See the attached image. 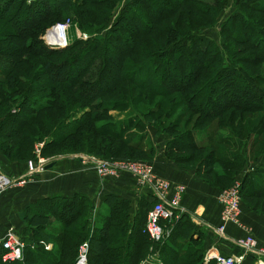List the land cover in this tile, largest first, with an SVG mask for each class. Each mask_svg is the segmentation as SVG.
I'll use <instances>...</instances> for the list:
<instances>
[{
    "label": "rangeland",
    "instance_id": "rangeland-1",
    "mask_svg": "<svg viewBox=\"0 0 264 264\" xmlns=\"http://www.w3.org/2000/svg\"><path fill=\"white\" fill-rule=\"evenodd\" d=\"M167 1L173 5L172 13L166 19L155 24L157 29L155 32L139 37H131V34L128 35L125 30L124 34L117 32L101 40L94 41V39H91L95 37V32H100L101 29L108 25L110 21L108 20L110 19L109 16L114 13L116 14L119 8L117 6L119 0H114L113 3L110 0L107 4L103 5L87 2L79 6L67 5V0H58L57 6L51 11L43 12L41 7H38L32 14H28L26 11L20 12L11 20L12 24L8 21L1 20L0 50H6L5 55L8 52L12 53L14 59L12 61L11 57H8L11 54L6 55L7 58L5 60L0 57V68H4L7 72L4 69L3 72L0 71V80L5 81L6 79V83H8V79L11 78V82L13 83V86L10 88L8 85H5L6 83L3 84V93L0 95L1 111L5 110L3 107H7L6 110L9 112V115L6 114L7 112H0V115L4 114L0 116V119L5 116L4 121L1 122L5 139L0 140V156L9 161L25 163L27 167H29L30 162L34 163L38 161L37 156L42 157L46 162L57 156L63 157L71 154L86 159L85 163L91 162L92 165L99 159L110 162H124L127 160L149 161L152 159L155 148L153 145L151 148L149 147L151 144L149 132L148 129L144 130L145 121L147 120L149 127L153 126L155 133L159 135L161 141L165 142L164 156L173 160L177 165L192 170L218 190L229 187L235 181H241L240 210L241 205L245 204L248 213L252 214L251 212L253 211L264 216V194L259 191L264 187V174L259 170V168L264 166V105H259L258 107L252 106L251 111L247 109L246 111L239 110L238 108L240 107L238 106L228 105L224 111L217 113L216 116H201L196 111L198 109L192 107L186 101L187 93L186 90L182 89H186V86H184L186 81H179L175 78L181 77L182 79H186L185 74L182 73L184 76L182 77L179 76L181 73L173 70L170 74L173 76L172 85L175 87L181 82V89L171 90L173 87L168 85L167 89H162L164 91L162 94H166L162 96L159 95L162 92L161 90H157L160 91L157 94L150 90H156L154 86L149 85L150 89H148V84L143 79L146 73V81L153 82L154 79L157 80L160 78L157 77L158 74L151 76L148 70L142 71L141 69H135L139 63L148 60L147 57L149 55L147 51H161L170 41H175L174 38L171 39L168 37L167 32L164 34L163 31H166L168 27L174 28L175 33L180 35L185 31L191 34L198 29V31H203L205 34L212 36L217 43L221 44L222 38L219 35V28H209L210 30L207 31L206 27L216 22L215 19L222 12L220 19L223 20V27L226 26V32H228L226 36L229 40L228 44H231L232 56H230V60L235 59L244 64L252 76L255 77L258 86L264 90V79H257L258 75H264V60L260 61V59L255 58L257 55L264 58V49L260 50V54H257L249 47L235 42L230 43V38L233 35L236 34L239 38H243L244 35L241 28H236L233 31H229L228 29L231 18L233 19L237 16L245 17L246 15L255 18L260 26L264 28V14L249 10L246 5L243 6L241 4L240 8V4L237 2L235 5L237 7L239 6L236 11L237 13L233 12L232 17L225 19L233 11L232 5L230 4L228 6L229 0H218L217 7H214L217 0ZM259 3H262V1L259 0ZM50 4H52V0H50ZM13 8L14 6L11 4V0H0V16H3L10 9L13 10ZM158 10L159 8L155 10V14ZM119 16L117 20L123 16L122 13ZM123 20H125L124 17ZM56 25L61 26H57L53 30V33H57L62 26L66 28V45L75 38H81L78 37L80 33L86 34V37L81 39L88 38L90 34L91 38L85 41H78V43L73 44L69 48L67 46L50 48V46H58L49 45L48 48L53 49V51L47 52L39 42L41 41L44 44L45 34ZM113 27H117V29H131L132 23L126 19L125 21L113 24ZM8 28L15 32V37L10 38L2 34V31ZM171 35L174 36L175 34ZM95 42L98 43L96 44ZM136 42L137 46L140 45L139 49L135 44ZM183 42L185 41L183 40ZM209 44V42L202 41L204 50H208L206 56L195 44L188 48V51H191V54L194 56L190 57L189 55H185L183 53L186 52L183 51L178 57L179 61L175 60V62L179 64L180 69L183 67V70L187 73L189 62L193 63V67H196V65L213 56V51L211 50L213 46H209ZM87 46H91L92 50L88 51V53L83 52ZM258 47L255 49L258 50ZM26 50L29 52L25 54L20 52ZM131 50L132 52H130ZM90 52H92L91 55ZM76 53L78 54V58L75 65L70 67L69 70L67 69V73H64L62 70V76H59L61 79L62 77L70 76V85L67 87L70 90L67 91L63 88L55 87L57 86L56 84L52 85L51 75H54V72L49 69L54 66H59V69H62L64 63L70 62L72 56ZM101 54L110 55V58L107 57V64L103 69L102 67L99 69L98 63H94L95 59L91 61ZM19 55L20 57L18 58ZM4 61H10L12 65L8 66L9 63ZM219 61H221L219 58L217 59L213 56L211 65L199 73L198 82L204 85H194L196 88L195 92L197 88L209 87L208 83L212 77L216 75V77L222 76L217 74ZM48 64H51V67L47 70ZM116 70H118V73L120 71L122 79L117 78ZM188 76H191V74ZM203 81L205 82L202 83ZM11 82H9V85ZM205 93L206 90L203 89L200 92V96ZM4 94L8 96L6 99ZM27 96L29 97L28 103L30 105L32 104L26 107L25 110L27 112L29 108L33 110V108H36L41 103L44 104V108L40 111L39 117L28 127H25L19 133H12L10 135L9 130L13 126L12 122L24 110V98ZM208 99L211 100L209 97ZM196 101L197 99H194L193 103L196 104ZM233 103V101L231 103L228 102V104ZM219 104V100L213 102L206 101L203 109L213 110L215 112L220 107ZM133 112L140 114H136L133 117ZM88 113L90 116H94V121L90 120V118L87 119L74 133H70L65 138L56 141V126L60 125L62 121L68 123L70 116H79L85 119ZM119 120H125V124L121 129L122 132H128L132 139L135 138L133 140H136V137L139 136L140 146L144 149L125 146L119 139L100 134L96 130L99 125H111V121ZM136 124H140L142 127L136 128ZM186 129H206L208 134L207 138L206 136L205 138L209 140L208 142H212L214 146L212 148H196L195 146L194 149H191L181 147L183 143L178 141L179 143L177 144H179V147H177V144L172 142L171 138H174L179 132L185 131ZM231 129L232 132L229 131ZM101 131H104V129ZM230 136H234V138ZM52 138L55 140V143L46 145L45 140H51ZM189 138H191L190 135ZM198 139L200 140V136H198ZM234 139L240 142V144L233 146ZM41 144L42 146H40ZM215 146H219L223 150L235 154L237 156L236 161L230 165L221 160H217V158L215 159L212 155V152L215 154V149H213ZM26 151L29 152V154L27 153L28 155L25 154ZM222 153L219 152L218 154L222 155ZM39 170H42V168L37 171ZM32 176L33 173L24 183L15 185L12 188L25 185L31 178L33 179ZM247 178L248 180H246ZM245 182H248V186L246 183V188L244 187ZM5 190L0 193V196ZM41 205L36 208L42 211L47 204L44 203ZM106 207L108 205H103L99 209L100 211L98 210L97 217H94L97 212L92 216V225H99L101 223L100 215L106 213ZM240 214L241 211H239V217ZM21 215L22 213H20V218ZM27 215H31V212H27ZM49 222V227L51 228L52 226H59L58 222L54 219L49 220ZM84 223L85 220L81 212L74 220H69V224L64 229L67 231L70 230L71 233L76 235V230H84ZM170 223L171 221L167 225H171ZM10 226H13L23 235V230L20 231L15 224H10L3 230L0 228V237L4 235L5 230ZM25 226L24 223V229ZM27 230L37 236L38 230L43 229L35 226L27 227ZM46 231L49 232L50 229ZM198 234L199 231H195L194 235L198 236ZM74 235L71 236V241L75 240ZM83 237H85L84 233ZM75 243L74 246L77 248L76 253L79 257L81 247L87 241L77 240ZM152 243L154 248L155 244L154 242ZM156 244L159 245L160 242ZM193 245L196 247V244ZM51 247V242L44 243L45 250H50ZM198 247L201 250L200 244H198ZM84 248H86L87 253V247ZM24 250L25 247L21 249L22 256L24 255ZM200 250L199 252H201ZM1 252L2 250H0V263H11V260L4 261L2 259ZM145 264L151 263L145 262Z\"/></svg>",
    "mask_w": 264,
    "mask_h": 264
},
{
    "label": "trees",
    "instance_id": "trees-1",
    "mask_svg": "<svg viewBox=\"0 0 264 264\" xmlns=\"http://www.w3.org/2000/svg\"><path fill=\"white\" fill-rule=\"evenodd\" d=\"M57 1L58 0H52V4H50V0H30L28 2L27 0H11V4L14 6L13 10L10 9L3 16H0V21H8L12 24L11 20L14 19L20 12L26 11L28 14H32L38 7H41L43 12L51 11L55 6H57ZM109 1L110 0H67V5L72 4L79 6L87 2H93L97 5H103L107 4ZM113 1L114 0H111L112 3ZM122 2L123 5L120 6ZM237 2H239L240 8L242 4L243 6L246 5L249 10L261 12L264 14L263 2L259 3L258 0H229L228 6L231 4L233 11H231L225 19L232 17V13H235L237 11V8L239 7L235 6ZM117 6L119 8L117 9L118 11L116 12V14L114 13L109 16L110 19L108 20L110 21L108 22V25L105 28L101 29L100 32H95L94 38H91V34L86 39L75 38L65 46L69 48L73 44L78 43V41H85L89 38L94 39V41L101 40L102 38H107L117 32L120 34H124L125 30L128 35L131 34V37H139L149 33H153L155 32V30H157L155 24L157 22H160L161 20L166 19L168 15L172 13L173 8L171 2H168L167 0H119ZM217 6L218 0L215 3L214 7ZM155 8H159V10L156 11V14ZM121 13L123 16L119 20H117L120 17L119 15ZM221 13L215 19L216 22L206 27L212 28L216 26V24H220L219 35L220 38H222L221 44L217 43L211 36L205 34L203 31H198V29L195 32L193 31L191 34H188V32L185 31L184 33H182V35L175 33L174 28L168 27L166 31H163L164 34L165 32H167L166 34H168V37L171 39L174 38L175 41H170V43L161 51H147L149 55L147 57L148 60H144L135 67L136 70H148L151 76H155L156 74H158L157 77H160L157 80L154 79L153 82H147L145 79V73L143 79L145 80V83L148 84V89H150L149 85L154 86L156 90H150L155 94H157V92H160L157 90L162 91V89H167L168 85L173 87L171 90H180V85L182 86L181 82H179L175 87L172 85L173 76L170 74L174 70L181 73L179 76L184 77L183 74L186 75V79H182L181 77L175 78L179 81H186L184 83L186 89L182 88L183 90H186L187 93L186 101L192 107L198 109L196 111L198 114L200 113L199 115L201 116H216L217 113H221L222 111H224L228 105L234 107L238 106L240 107L238 108L239 110L245 111L246 109L248 111H251L252 106L258 107L259 105H264V90L258 86L257 82L255 81V77L252 76V74L244 64L236 61L235 59L230 60V56H232L231 44H228L229 40L226 37L228 35V32H226V26L223 27V20L220 19ZM123 17L125 18V20L127 19L130 21V23H132V28H112L113 24L120 21H125L123 20ZM121 26L123 27V25ZM236 28H241V30H243L242 32L244 37L239 38L238 35L235 34L230 38V43L235 42L237 44L244 45L251 48L254 53L260 54V50L264 49V28L260 26L257 20L250 15H246L245 17L237 16L233 19L231 18V23L229 22L228 29L229 31H233ZM2 32V34H5V36L7 37H15V32L10 28H8L7 30H3ZM171 34L175 35L173 36ZM183 40L185 42H183ZM202 41L209 42V46H213V49H211L213 51V56L221 60L218 62L219 68L217 69V74L222 76L216 77V75L215 77H212L208 83L209 87H203L199 89L197 88L195 92L196 88L194 85L201 84L198 82L199 73L211 65L213 56L209 57L199 65H196V67L194 66L195 68L193 67V63L189 62V69L187 70V73L185 72V70H183V67L182 69L179 68V64H177L175 60L179 61L178 57L183 53V51L186 52L183 53L185 55H189L190 57L194 56L193 54H191V51H188V48L195 44L197 45V48L205 53L206 56L208 50H204ZM39 43L47 52L53 51V49L51 50L50 48H60L52 46L48 48V44L44 43V45L41 41ZM95 43L97 44L98 42ZM135 44L137 46V42ZM257 46H259L258 50L255 49ZM137 47L139 49L140 45H138ZM90 50H92V47L87 46L83 50V52L88 53V51ZM5 51L0 50V57L5 60L7 58L6 55L11 54V56L8 57H11L13 61L14 55H12V53L10 52L5 55ZM20 52L25 54L29 51L26 50ZM130 52H132V50ZM77 53L72 56L70 62L64 63L62 69H59V66H54L53 68L49 69L51 67V64H48L49 66H47V70L49 69L53 71L55 75H51L52 85L56 84L57 86L55 87H60L67 91L70 90V88H67L70 85V76L68 75V78L66 76L65 78L62 77V79L59 76H62V70L64 71V73H67L70 67L75 65L78 58ZM91 54L92 52H90V55ZM171 55L172 57H170ZM19 57L20 55L18 56V58ZM107 57L110 58V55L101 54L98 57L93 58L91 61L95 59L94 63H98L99 69L100 67H102L103 69L107 64ZM255 58L260 59V61L264 60V58L260 55H257ZM4 62L9 63L8 66L12 65L10 61ZM3 69L4 68H0V71L3 72ZM130 73L132 72L130 71ZM190 74L191 76H188ZM116 75L117 78L119 77L120 79H122L120 71L118 73V70H116ZM261 78L264 79V75H258L257 79L261 80ZM9 82H11V78L8 79V83H6V79L5 81L0 80V95L3 93V84L6 83L5 85H8L9 88L13 86V83L11 82V84L9 85ZM204 82L205 81H203L202 83ZM203 89L206 90V93L200 96V92ZM162 93H164V91H162L159 95H166H163ZM4 97L6 99L8 96L4 94ZM208 97L211 98V100H209ZM28 99V96L24 98V110L21 111L20 116L15 117L14 122H12L13 126L9 130L10 135H12V133H19L25 127H28L33 121H35V119H37V117H39L40 111L44 108V104L41 103L36 108H33V110L29 108V111L27 112L25 110L26 107L32 105L28 103ZM194 99H197L196 104L193 103ZM217 100L220 101V107L217 108L215 112H213V110L203 109L206 101L213 102ZM232 101L234 102L233 104H228V102L231 103ZM1 108L2 106H0V112H7V107H3V109H5L4 111H1ZM8 113L9 112H7L6 114ZM133 113V117L136 116V114H140L138 112ZM3 115L4 114L0 116ZM4 118L1 117L0 119V140L5 139V134L3 133L4 131H2L3 127L1 124V122L4 121ZM89 118L92 121H94L95 119L94 116H90L88 113V116L85 119L79 116H70V121L68 123H64L62 121L60 125L56 126V141L65 138L70 133H74V131L77 130L82 125V123H84V121ZM111 123V125H99L97 126L96 130L100 134L109 135L116 139H119V141H121L125 146L135 147L136 149H144L140 146L139 136L136 137V140H133L135 138L132 139L128 132H122L121 129L125 124V120L113 122L111 121ZM135 126L136 128L142 127L140 124H136ZM144 126V130L147 129V126H149L147 120L145 121ZM102 129H104V131H101ZM229 131L232 132V129ZM207 134L208 133L206 129H186L185 131L179 132V134H177L174 138H171V141L175 142V144L179 143L178 141H181L183 143V146L181 147H187L191 149H194L195 146L196 148H212V146H214L212 145V142L210 143L208 142V139L206 140ZM189 135L191 136V138H189ZM198 136H200V140L198 139ZM230 137L234 138V136ZM45 141L46 145L55 143V140H53V138L51 140L47 139ZM236 144L239 145L240 142L234 139V144L232 145L237 146ZM152 145L153 143H151L149 147L151 148ZM176 146L179 147V144H177ZM213 149H215V154L214 152H212V155L215 159L217 158V160H221L230 165L236 161L235 159L237 158V156H235V154L231 153L230 151L223 150L219 146H215L213 147ZM28 151H26L25 154H29ZM219 152H223L222 155H219ZM21 155L23 156V154ZM11 158L13 159V157ZM259 170L264 174V166L259 168ZM246 180H248V178ZM246 183L248 186V182H245V188ZM259 191L264 194V187ZM44 203H46L47 206L42 211L36 208L38 206H42L41 204ZM152 203L150 204V202H148L147 200H141L137 205V209L131 213L130 199L118 194L108 193L105 195L103 203L101 205V207L103 205H108V207H106V213L100 215L101 223L99 225H92L93 213L91 209L93 208V206L90 199L84 194L75 193L69 197L59 196L54 198L39 199L35 203L26 207L21 215V220L26 225L25 229L23 228V238L26 243L23 258L22 260L12 261L9 264H76L78 260V254L76 253L77 248L74 245L76 244L75 241L77 240L87 241L88 246L86 253V264H140L151 253L150 247H153L152 241L143 231L146 221V213ZM99 211H97L94 217L98 216ZM27 212H31V215H27ZM81 212L83 215V219L85 220V223L83 224L85 226L84 230H76V235L71 233L70 230H65L64 227H67V225L69 224V220H74V218L78 217ZM37 217L39 218V220ZM52 219L56 220L60 227H49V220ZM35 226L41 227L43 229L40 231L38 230L36 234L37 236L33 235V233L27 230V227ZM172 227L173 228H171L172 230L169 235L164 240H162L159 245L156 244L157 242H154V250L158 251L159 260L162 262V264H176L177 261L179 262V260L181 259V256H183L182 258L185 264H197V262L198 264H203L201 260L204 252L201 247V250L199 249L197 241L194 243L193 241H190L188 246L181 245L179 241L175 243L176 247L174 245L171 247L166 244L167 238H170L172 240L179 238L192 240L194 238L195 231H199L197 237L201 239L200 237H202V235L199 227L191 221L190 217L187 214L184 213L180 214L179 218L174 221ZM48 229H50L49 232L46 231ZM83 233L85 237H83ZM72 234L74 235V241H71V236H73ZM45 242L52 243V247L50 250L44 249ZM191 243L196 244V247H194V245ZM177 247L179 249H177ZM180 250H182V255L178 256ZM199 250L201 252H199ZM210 264H214V262L211 261Z\"/></svg>",
    "mask_w": 264,
    "mask_h": 264
},
{
    "label": "crops",
    "instance_id": "crops-1",
    "mask_svg": "<svg viewBox=\"0 0 264 264\" xmlns=\"http://www.w3.org/2000/svg\"><path fill=\"white\" fill-rule=\"evenodd\" d=\"M261 1L264 5V0ZM122 5L123 2L120 6ZM219 26L220 24H216L212 28L218 29ZM206 29L208 31L211 28ZM147 129L149 139L155 148L152 159L149 160L154 172L173 184L185 186L180 209L199 227L202 235L201 239L194 235L192 241H197L204 253L211 248L222 254L236 253L238 249L233 244V239L241 236L244 231L229 224L226 227V237H222L213 229L219 223L220 204L217 195L220 190L207 183L192 170L185 169L164 156L165 142L161 141L153 126H147ZM77 157L75 154L54 157L49 161L52 162L50 167L44 166L42 170H39L40 172H33V179L31 178L25 185L6 189L0 196V228L3 230L8 225L15 224L22 231L24 223L20 218V213L42 198L69 197L75 193L84 194L94 206L91 209L93 215L100 209L108 193L130 199L131 213L137 209L139 201L147 200L151 204L154 200L153 192L149 188L140 187L132 174L122 172L118 176L100 178L95 173L91 162L87 160L88 163H85L86 159L80 156L77 159ZM0 169L8 176L18 177L25 174L27 166L25 163L9 161L0 156ZM240 211L241 221L250 230L252 229L251 232L257 244L264 246V216L253 211L252 214L248 213L245 204L241 205ZM173 224L167 225L168 228H171ZM175 240L167 238L166 244L176 247L175 243L179 241L181 245L188 246L191 241L186 238ZM181 252L182 250L179 251L178 256L182 255ZM204 253L201 261L203 264H208L211 261H205ZM182 257L176 264H185ZM160 263L162 264L161 261ZM243 264H253V259L247 257Z\"/></svg>",
    "mask_w": 264,
    "mask_h": 264
},
{
    "label": "built area",
    "instance_id": "built-area-1",
    "mask_svg": "<svg viewBox=\"0 0 264 264\" xmlns=\"http://www.w3.org/2000/svg\"><path fill=\"white\" fill-rule=\"evenodd\" d=\"M61 25H56L49 30L44 36V41L48 45L62 47L66 45L59 42L60 40L54 39L61 35L53 37V30ZM63 27V26H62ZM65 28V27H64ZM66 29V28H65ZM62 32L61 29L58 32ZM78 37H86L85 33L78 34ZM58 40V41H56ZM42 146V144L40 145ZM37 162H30L29 167L25 174L12 177L4 174L0 170V193L6 188L13 187L18 184L24 183L30 175L43 168L49 163L38 157ZM93 169L97 176L100 178L117 176L122 172L132 174L140 187L149 188L154 195V200L146 213V221L143 231L152 242H161L170 233L171 228L167 230L169 221L174 223L183 211L180 209V201L185 191L183 184H173L169 180L162 178L153 170L152 164L149 161L143 160H127L124 162H110L108 160H96L93 163ZM240 193L241 181H235L229 187L219 191L217 200L220 204L219 223L213 227L214 231L222 237H226V227L233 224L244 232L241 236L233 239V244L237 247L238 251L234 254H222L214 248L208 249L204 253L206 262L212 261L214 264H243L247 257L253 259V264H264V246L257 244L256 239L252 235L251 230L244 224L240 217ZM170 223V224H171ZM25 240L21 232L17 231L13 226L5 230L4 235L0 237V250H2V259L4 261L21 260L23 258L21 249L25 247ZM48 247V246H47ZM87 243L81 247L78 260H84L86 263V248ZM151 253L140 264L150 262L151 264H160L159 254L157 250L150 247ZM1 262V261H0Z\"/></svg>",
    "mask_w": 264,
    "mask_h": 264
},
{
    "label": "bare ground",
    "instance_id": "bare-ground-1",
    "mask_svg": "<svg viewBox=\"0 0 264 264\" xmlns=\"http://www.w3.org/2000/svg\"><path fill=\"white\" fill-rule=\"evenodd\" d=\"M60 29L62 30V32L61 31L60 32L57 31V33L54 32L52 35H53V37H56V36H58L57 34L61 33V35H59L58 37H56L54 39H58V40H60L59 42L64 44L65 41H67V33H66L67 31H66V29L64 27H61ZM58 40H56V41H58ZM77 264H85V261L83 259L82 260L79 259Z\"/></svg>",
    "mask_w": 264,
    "mask_h": 264
},
{
    "label": "water",
    "instance_id": "water-1",
    "mask_svg": "<svg viewBox=\"0 0 264 264\" xmlns=\"http://www.w3.org/2000/svg\"><path fill=\"white\" fill-rule=\"evenodd\" d=\"M51 165H52V162H49V163H47V165L45 167L47 168V167H50Z\"/></svg>",
    "mask_w": 264,
    "mask_h": 264
}]
</instances>
